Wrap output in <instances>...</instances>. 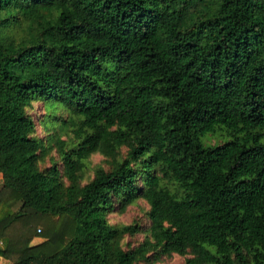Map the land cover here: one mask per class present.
<instances>
[{"label":"trees","instance_id":"16d2710c","mask_svg":"<svg viewBox=\"0 0 264 264\" xmlns=\"http://www.w3.org/2000/svg\"><path fill=\"white\" fill-rule=\"evenodd\" d=\"M174 256L264 264V0H0V257Z\"/></svg>","mask_w":264,"mask_h":264},{"label":"rangeland","instance_id":"374dc122","mask_svg":"<svg viewBox=\"0 0 264 264\" xmlns=\"http://www.w3.org/2000/svg\"><path fill=\"white\" fill-rule=\"evenodd\" d=\"M43 108L44 106L39 103L37 105V110L39 112V114L43 115ZM47 108V107H46ZM46 117L48 118L49 117V114L48 112L45 113ZM226 136V133L225 131L223 130H217L215 132V134H212V135H208L206 137V141L209 143V144H212L214 143L215 141H218L219 139L221 138H224ZM96 159H99V156H96ZM144 206V203L143 202H140L139 204H134L132 206H129L127 208V210L124 212V213H117V214H113L111 215V218L115 221H120V222H130L133 218H137L139 217L140 215H142V212H141V208ZM38 231V229H37ZM182 258L180 257H177V256H174L172 257L171 259H164L160 262H157L156 264H182ZM9 262L7 261L6 264H8Z\"/></svg>","mask_w":264,"mask_h":264},{"label":"crops","instance_id":"0c3cea01","mask_svg":"<svg viewBox=\"0 0 264 264\" xmlns=\"http://www.w3.org/2000/svg\"><path fill=\"white\" fill-rule=\"evenodd\" d=\"M7 260L0 257V264H6Z\"/></svg>","mask_w":264,"mask_h":264},{"label":"built area","instance_id":"2783aa9c","mask_svg":"<svg viewBox=\"0 0 264 264\" xmlns=\"http://www.w3.org/2000/svg\"><path fill=\"white\" fill-rule=\"evenodd\" d=\"M39 230V229H38Z\"/></svg>","mask_w":264,"mask_h":264}]
</instances>
